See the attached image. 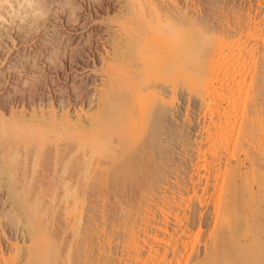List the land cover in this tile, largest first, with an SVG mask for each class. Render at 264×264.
<instances>
[{"label":"bare ground","instance_id":"bare-ground-1","mask_svg":"<svg viewBox=\"0 0 264 264\" xmlns=\"http://www.w3.org/2000/svg\"><path fill=\"white\" fill-rule=\"evenodd\" d=\"M33 1L21 2L44 14L46 1ZM214 1H110L117 24L100 29L110 49L100 53L95 110L71 117L50 107L18 120L0 112V139L10 142L0 143V168L24 152L16 172L0 169L3 214L26 242L0 264H264V0H229L246 5L242 12ZM190 23L220 42L209 102L201 101L206 135L160 169L151 124L161 86L141 84L151 69L172 67L169 54ZM17 138L19 153L9 150Z\"/></svg>","mask_w":264,"mask_h":264},{"label":"rangeland","instance_id":"rangeland-1","mask_svg":"<svg viewBox=\"0 0 264 264\" xmlns=\"http://www.w3.org/2000/svg\"><path fill=\"white\" fill-rule=\"evenodd\" d=\"M19 1L2 0L0 2V112H3V117L5 116L9 119L10 116L13 118L15 116L18 120L19 114L22 112L29 116L31 111H39L38 113H40L44 110L42 112L45 113L46 111H50V107L55 111V114L57 113L56 115H64L67 113L69 116L72 114L71 117L75 116V113L78 111L81 112V110H83L81 113L85 114L91 113V111L93 112L96 108V104L93 102V100L95 101L94 98H96L95 93H97V89L103 88V73L106 70L103 62L100 61V55L104 53V49H110L103 42L105 36L103 38L104 33L100 29H104L106 27L105 23H110V20L111 24H117L115 23L116 21H112L113 16L110 17L114 11L110 7L112 5L110 3L113 0H44L46 1L44 3L45 7H43L44 10L42 11L44 14L38 17H35L37 13H33L31 7L23 5L24 2H21L22 0ZM175 1L178 2V0ZM228 1L215 0L214 3L231 5L232 8L236 7V11L246 10V5L230 3V1L228 3ZM31 5H36V3L31 2ZM234 8L232 11L235 10ZM197 9L202 10L203 7H197ZM107 17L111 19H106ZM102 23L103 25H101ZM186 29L188 32L186 41L174 46L169 54L168 58L172 60V64H170L172 67L167 63V65H160L158 69L157 67L156 69H151V72L149 71L150 75L148 74L143 79L142 84L140 83L143 87L151 83H155L154 85L159 87L161 86L157 90L161 105L157 103L154 108L155 114L153 113V118L155 116V119H152L155 123L151 124V126L156 124V127H152L157 131L156 134H150L153 140L151 141L153 143V149L158 155L157 159L160 158L159 164L157 165L160 169L165 162L168 164L171 161V163L177 164L175 158L178 157L177 153L182 152L181 149L183 147H187L184 145L188 144L189 146V143L193 144V140L198 143L206 135H203L206 132H202L200 136L201 131H204L203 128H205L201 123L202 117L200 118V114L202 115L203 111H205L202 109L204 107L201 101L202 103L204 102V105L209 102L207 93L210 86V70L215 65L220 42L214 32L209 30L204 31L197 23L188 24ZM99 32L102 33L100 34ZM204 32L206 33L204 34ZM97 35L100 38L102 37L101 40L98 39L99 37ZM99 40V43L102 42L101 45L96 43ZM102 46L105 48L103 47V49ZM162 67H164V71ZM162 85L166 87L163 88ZM167 88H170V92ZM162 94H165L164 96L167 98H164L166 100L162 98ZM90 99L92 100V104L89 102ZM195 100H197V103ZM163 102H170L172 104L168 105L166 103L163 104V107L171 106V108L173 107L172 109L175 108V111L173 110L174 112H172V121H169L171 118L168 119L170 116L168 117L166 115L165 109L164 112L161 108ZM223 107L224 110L228 111L225 104H223ZM229 112L232 113V109ZM164 116H167L165 118L168 120L164 119ZM197 117L200 118L198 120L201 124L199 121L197 122L198 124L196 123ZM191 125L197 127L193 126L196 131L193 132V130H190ZM160 129L163 130L160 131ZM154 130L152 132H155ZM195 132H198L200 136L198 140L197 137L194 139V136H198ZM5 138L7 140L9 139L8 137ZM4 139L3 137V141L0 139L1 144H10L9 140L6 143L7 140L4 141ZM18 140L17 138V142ZM46 142L48 141L46 140ZM9 144L8 146H10ZM22 144V142H18V144L12 146L13 143L11 141L9 150H12L14 147L17 148V145H19L17 148V153H19L20 148L22 150L24 147ZM62 147H65V145ZM65 148L60 150L69 151L70 149L69 147L67 149ZM155 152L154 154L156 155ZM23 153H20V155ZM20 155L18 154L16 157L18 163L12 159V162H15L14 165L11 164V161H9V164L8 160L5 159L7 161H4L7 163L6 166L0 168L2 169L1 173L3 176L8 172L17 171L16 168L14 169V166L19 167L24 157ZM238 155L243 157L242 154ZM166 157L171 159L168 160L169 158L166 159ZM159 171L157 172L158 174H160ZM250 174L249 172L248 178L251 177ZM155 181L159 182V179H155ZM4 194V189L0 187V259L1 256L7 257L12 256V254L14 256L12 251L14 250L13 246L16 244L19 247L23 242L26 244L25 236L23 237L24 233L20 229L22 228L21 225L16 224L13 220V223L15 222L16 225L12 224V221L10 220V222L8 217L6 218L5 214H3L8 210L6 207L8 200L4 198L6 196ZM203 223V226H201L202 230H207L210 227L208 220Z\"/></svg>","mask_w":264,"mask_h":264}]
</instances>
